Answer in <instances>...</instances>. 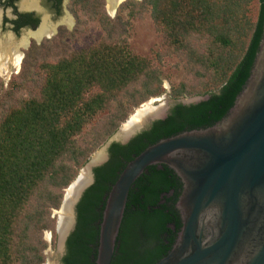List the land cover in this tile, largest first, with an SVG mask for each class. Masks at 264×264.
<instances>
[{"label": "water", "instance_id": "obj_1", "mask_svg": "<svg viewBox=\"0 0 264 264\" xmlns=\"http://www.w3.org/2000/svg\"><path fill=\"white\" fill-rule=\"evenodd\" d=\"M44 239L46 264H264V32L215 93L135 109Z\"/></svg>", "mask_w": 264, "mask_h": 264}, {"label": "trees", "instance_id": "obj_2", "mask_svg": "<svg viewBox=\"0 0 264 264\" xmlns=\"http://www.w3.org/2000/svg\"><path fill=\"white\" fill-rule=\"evenodd\" d=\"M253 2L258 5L254 22ZM102 6L103 0H72L74 30L62 29L44 40L42 49H28L21 74L35 68L40 82L12 89L0 82V264H44L43 232L54 226L50 215L60 207L64 189L134 108L164 93L160 71L134 55L115 32L127 22L121 15L111 19ZM146 8L163 32V54L178 55L196 78L173 88V100L215 93L249 49L259 51L264 0H128L120 10L135 16ZM96 16L104 37L50 61L64 36L80 34ZM66 52L61 49L58 56ZM24 89L26 95L17 94Z\"/></svg>", "mask_w": 264, "mask_h": 264}, {"label": "rangeland", "instance_id": "obj_3", "mask_svg": "<svg viewBox=\"0 0 264 264\" xmlns=\"http://www.w3.org/2000/svg\"><path fill=\"white\" fill-rule=\"evenodd\" d=\"M126 1L128 0H125L124 2ZM133 1H140V0H133ZM124 2H122L117 7L116 12L113 17H111L107 12V10L109 9L108 0H103V6L101 7V9L111 19L116 18L117 15H121L122 21L127 22L123 26L116 25L115 32L117 34H120L121 38L127 39L128 49L134 55H138V56L146 58L150 62L153 68H156L160 71L161 73L160 77L162 79V88L164 90V93H162L161 95L157 97H165L167 99L173 100L170 96L171 90L173 88L178 87L179 84L182 82L187 83V84L192 83L193 80L196 79L194 76V73L191 70L189 71L190 67L186 68L187 64H185L184 61L178 55L165 56L163 54L162 52L163 32L156 29L152 21V18H151V9L146 8L142 10L141 12H139L140 14H136L135 16H130L129 10H123V11L120 10V7ZM257 10H258V5L256 2H253L250 8V13H249L250 19L253 22L256 20ZM71 13L73 14L72 11ZM98 18L99 17L96 16L94 20H91V19L86 20V25L84 26L83 31H81L80 34H75V36H71V37H68V35L64 36L62 44H60V47L58 48L60 49L58 51V54L55 52H52L50 56L52 59L50 61H55V59H58L59 57L79 53L80 51H83L89 48L94 43L99 41L102 37H104V31L102 30L98 22ZM73 30L74 28H72V30L66 29L68 34H70ZM44 40L46 39H43L42 42ZM61 49H66L67 51L66 55L62 54V56H58L61 54ZM27 51L28 49H24L21 51L24 53V58L26 56ZM24 58L21 62V65L18 71L10 67L8 73L0 74V82L3 84L4 88L9 87V89H12L10 87H14L16 84L21 83V82L25 83L26 87L27 85L32 86L36 82H40L42 80L41 75L38 73L37 69L34 70L35 68L31 71L30 74L29 73L21 74ZM40 58L38 57V59ZM26 91L27 89H24L23 91L17 94L26 95L27 94ZM154 98L156 97L149 98L147 101L141 103L139 106H141L142 104ZM195 98H199V97L183 96L178 100H190V99H195ZM138 107L134 108V110L137 109ZM133 111L129 114L127 119L131 116ZM102 114L103 113H100L95 119H93L92 122L86 126V129L88 130L91 125L95 124L96 120L102 117ZM124 122L120 124L118 129L124 124ZM99 148L90 156V158L99 150ZM67 190H68V187L64 189L63 197H64V194L67 192ZM59 208L56 210H53L50 215V218L54 220L53 228L51 229V231L43 232V239H44L45 233L50 234V252L51 253L55 251L56 223H57V215L59 212ZM44 264H46V258H45Z\"/></svg>", "mask_w": 264, "mask_h": 264}, {"label": "flooded vegetation", "instance_id": "obj_4", "mask_svg": "<svg viewBox=\"0 0 264 264\" xmlns=\"http://www.w3.org/2000/svg\"><path fill=\"white\" fill-rule=\"evenodd\" d=\"M71 1L0 0V46L19 51L42 49L43 39L57 36L62 29L72 30L76 20L70 11ZM43 26L51 37L43 35L38 41L35 34Z\"/></svg>", "mask_w": 264, "mask_h": 264}, {"label": "bare ground", "instance_id": "obj_5", "mask_svg": "<svg viewBox=\"0 0 264 264\" xmlns=\"http://www.w3.org/2000/svg\"><path fill=\"white\" fill-rule=\"evenodd\" d=\"M124 0H108L109 9L108 11H113L115 3H119ZM48 30L45 28V26L42 27V29L35 34V37L37 39H40L43 35H48ZM4 46V45H3ZM21 57L22 54L19 51V49H10L6 47L0 46V74H6L8 73L10 67L18 70V67L21 65Z\"/></svg>", "mask_w": 264, "mask_h": 264}]
</instances>
